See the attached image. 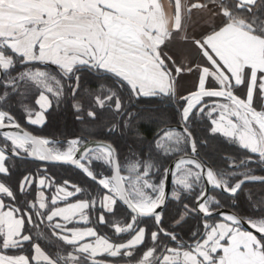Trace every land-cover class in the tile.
I'll use <instances>...</instances> for the list:
<instances>
[{"label":"snow or ice","instance_id":"snow-or-ice-1","mask_svg":"<svg viewBox=\"0 0 264 264\" xmlns=\"http://www.w3.org/2000/svg\"><path fill=\"white\" fill-rule=\"evenodd\" d=\"M172 3L174 10L169 17L158 0H0V75L7 77L20 68V75L14 79L39 89V111L26 109V122L42 127L46 123L44 113L52 106L50 97L60 101L66 89L70 96L77 97L81 75L94 73L109 85L102 87L93 100L100 114L108 111L112 116L113 122L105 125L107 132L131 134L134 125L149 118L138 114L141 105L174 99L178 78L196 72V88L183 97L185 104L179 112L182 131L162 126L154 141V155L157 159L161 153L171 156L180 151L181 145L190 147L196 155L197 144L189 127L194 114L208 117L209 135L223 137L249 155L239 163L226 161L228 168L234 169L231 172L213 171L196 160L180 159L172 169L158 170L161 179L153 184L151 157L143 163L137 160L124 170L126 175H121L112 145H87L73 139L66 150H61L56 142L34 138L27 132L5 133L4 129L22 130L11 115L0 110V139L4 142L0 148V178H10L6 161L11 156L72 165L103 190L95 199L91 193L81 197L82 189L75 185L57 187L59 199L53 196L51 206L74 196L81 199L50 208L44 193L38 190L54 186L51 179L25 175L16 192L0 182V264H264V239L254 234L264 238V197L255 202L249 197L259 217L224 215L223 222L215 224L205 220L192 233V243L183 241L174 231H165L164 212L158 211L166 210L169 177L177 186L170 199L177 203L182 194H193L202 180L213 190L237 199L245 185L264 184V174L254 175L251 168H264V0ZM210 8L219 9V26L190 41L185 23L194 11ZM174 39L190 44L199 59H190V52L183 47L168 53L167 46ZM47 66L55 71L47 70ZM210 84L214 87H208ZM6 88L15 89L16 85L9 81ZM237 90L243 95L234 94ZM7 99L5 92L0 105ZM213 99L220 102H206ZM72 108L77 121L82 120L83 109L78 104ZM86 115L99 123L96 111L89 110ZM93 161L111 168L112 178L94 174ZM34 186L35 200L28 202ZM18 196L24 201L23 207L13 206ZM193 198L195 207L183 205L184 211L177 214L172 225L174 230L189 216L210 217L220 206L219 200L205 191ZM97 207L101 212L95 216L96 226L84 230L76 227L90 225L89 209L94 212ZM118 211L127 217V223L114 219ZM148 222L153 225L148 237L151 247L137 255L146 239L142 224ZM40 224L50 232V243L60 242L54 247L61 250L53 255L46 254L27 232L29 227L37 231ZM242 224L252 232L243 230ZM100 225H111L112 235H99ZM123 236L128 237L126 242L113 238ZM162 239L165 243L161 248ZM25 250L27 255L22 254Z\"/></svg>","mask_w":264,"mask_h":264},{"label":"trees","instance_id":"trees-1","mask_svg":"<svg viewBox=\"0 0 264 264\" xmlns=\"http://www.w3.org/2000/svg\"><path fill=\"white\" fill-rule=\"evenodd\" d=\"M39 68L40 70H45L44 66H39ZM47 70L55 71L52 69V66H47ZM19 75L20 68H17L12 70L11 75L7 77L3 76L2 81L0 82V96L7 92L8 99L3 105H0V110L11 115L19 126L23 127L34 136L54 141L61 149L68 144V141L73 139H80L83 143L88 140L103 141L109 143L116 149L120 168L124 163H134L137 160L143 163L149 161V158L151 157L150 162L154 165V177L158 181L161 179V171L158 170L166 169L168 164L177 156L189 154V148L187 147L184 148L180 154L172 155L171 157H166L161 153L157 159L154 155V141L157 138V134L161 132L162 126L165 128H171L180 125L179 112L184 106V102L182 101H178L174 98L167 103L164 101H158L156 104H151L150 106L147 105L146 102V104L141 105L137 111L138 114L149 118L134 125L131 134L127 131L109 134L105 125H110L113 122L111 114L108 111H104L103 114H100V110L96 109L93 105V100L99 94L100 89L109 86L108 81L98 78L94 73H84L81 75L80 91L77 97L70 96L67 89L64 98L60 101H56L54 97H50L52 106L48 112L44 113L46 123L42 127H39L30 125L26 122V109H31L33 112H37L36 100L38 99L39 90L30 83L14 79V77ZM9 81L16 85L15 89L6 88ZM73 104H78L83 109V112L80 114L83 116V119L80 121H77L76 119L77 113L73 111ZM89 110L98 113L99 123L90 121L87 118L86 113ZM151 113H156L157 115L153 116ZM189 127L196 140L198 158L203 163L210 166L213 171H234V169L228 168L226 161L239 163L241 159L247 158L249 155L237 146L228 143L223 137L209 135L211 122L208 117L203 114H194V116L190 118ZM0 146L4 147V142L1 141V139ZM6 165L10 169V178H0V182L5 183L14 192L17 191L19 182L25 175H31L33 177L44 176L51 179L54 182V186H51L52 188L49 190V195L53 192V187H58L62 184H70L80 187L82 189L81 197L84 193H91L92 198L99 199V193L102 192L97 185L93 184V182L89 181L80 171L72 167L46 166L13 158L6 161ZM253 167L255 166L251 165V168ZM189 168L191 169V166H189ZM91 169L98 177L102 175L109 176L111 173L110 168L103 163L93 162ZM254 173L258 175L264 174L261 170ZM202 187L203 184L201 181L193 194H182L179 203L169 199L166 210H164V219L162 221L164 230L174 231L175 235L188 243L193 242L192 233L203 224L201 218L193 214L189 216L184 224L178 229L174 230L172 225L175 223L177 214L184 211V204H187L189 208H194L195 201L193 197L196 193L202 191ZM48 194L47 201L50 200ZM210 195L218 199L220 202V206L213 210L228 209L241 219L259 217L260 213L251 206L249 197H251V202H255L264 197V184L249 183L245 185L243 193L239 195L238 199L225 196L213 189L211 190ZM35 196L36 188L34 186L33 190L30 192L28 202H33ZM81 197L74 196L60 205L80 201ZM16 204L23 207L24 201L20 200L18 196L17 201L13 206H16ZM48 206L50 208L53 207L49 202ZM100 212L101 210L99 207H97L94 212L92 209H89L90 225L84 226H96L95 216L100 214ZM104 215L107 217L108 214L105 213ZM115 218H119V220H122L125 223L128 222L127 217L119 211L115 214ZM206 221L210 224L219 222L218 218L208 219ZM142 226L146 229V239L145 244L141 246V249L137 250V255H139L141 251L151 247L148 237L153 231V225L148 222L143 223ZM27 232L32 235L33 241L38 243L46 254L53 255L55 251L61 250L54 247V245H58L60 242H49L51 234L45 228L44 224H40L38 230L35 232L29 227L27 228ZM98 234L105 237L111 236V225L108 227L103 225L98 226ZM40 236H43L44 239H40ZM113 238L116 242H121L126 241L128 237L123 236ZM164 243L165 241L162 239L159 247L162 248ZM22 254L27 255L28 251L25 250Z\"/></svg>","mask_w":264,"mask_h":264},{"label":"crops","instance_id":"crops-1","mask_svg":"<svg viewBox=\"0 0 264 264\" xmlns=\"http://www.w3.org/2000/svg\"><path fill=\"white\" fill-rule=\"evenodd\" d=\"M158 2L162 6L164 13L167 16L171 17L173 14V10H174V4L172 3V0H158ZM197 2L205 3L206 0H184V3H186L187 5H190L192 3H197ZM218 10L219 9L210 8L209 11H206V12L194 11L191 14V20L185 23V28L187 29L186 35L188 36L190 41L192 39H197V38H200L202 35L207 34V32L211 31V29L213 28L214 25L217 27L219 26L220 18L216 17V11H218ZM181 47H183L186 51L190 52V54H191L190 59H192V60H198L199 59L196 56V51L191 48V45L190 44L184 45L183 41H181L179 39H174L173 41L169 42V44L167 46V52L168 53H174L178 48H181ZM200 62L203 63L202 60ZM192 67H195V64H193ZM196 83H197L196 72H192L190 75L186 74V75L180 76L178 78L176 86H175L176 87L175 99L178 101H182L185 104L183 97L192 94V92L196 88ZM208 87L212 88V87H214V85L210 84ZM234 94H237L238 96H242L243 92H242V90H237V92ZM206 102L214 104V103H218L220 101L213 99V100H208ZM257 107H259V106H257ZM39 177L45 178L44 176H39ZM58 187H61V186H58ZM50 188H51V186L46 188V189H39L38 190V191H41L44 193L45 197L47 198L45 201L47 204H48V202L50 203V200L47 201L48 200L47 194L49 193ZM36 193H37V189H36ZM53 196H57V198H59L56 191L50 193V195H49L50 199ZM64 202L65 201H63L62 203H64ZM76 202H79V201H76ZM72 203H74V202H72ZM68 204H71V203H66L63 205H58V206H53V207H64V206H67ZM58 222L62 223V221H58ZM221 222H223V221H219L216 223H221ZM69 227H73V226L70 225ZM76 227H79L81 230H84L87 228V226H84V225L83 226L79 225ZM258 239H260V238H258Z\"/></svg>","mask_w":264,"mask_h":264},{"label":"water","instance_id":"water-1","mask_svg":"<svg viewBox=\"0 0 264 264\" xmlns=\"http://www.w3.org/2000/svg\"><path fill=\"white\" fill-rule=\"evenodd\" d=\"M3 78V75H0V82ZM9 115V114H8ZM14 119V118H13ZM15 121V119H14ZM16 123V122H15ZM17 124V123H16ZM20 129L22 131H18L16 129H4L3 132L5 133H8V132H11L12 134H17V135H22L23 132H27L29 135L33 136L34 138H37V139H43V138H40V137H36L34 136L33 134H31L29 131H27L26 129H24L23 127L19 126ZM172 129L174 130H177V131H182V129L179 127V126H174V127H171ZM98 143H104V144H109V143H106V142H103V141H99V140H88L86 141L84 144H87V145H95V144H98ZM0 148H3V146H0ZM189 150H190V153L187 154V155H180V156H177L176 158H174L169 164L168 166L166 167V169H172L174 167V165L179 162L180 159H193V160H196L198 163H201V164H204L206 167L208 168H211L210 166H208L207 164L203 163L199 158H198V150L196 152V155H193L192 152H191V148L189 147ZM10 155V153H9ZM10 158H13V159H20V160H25V161H30V162H34V163H38V164H42V165H46V166H67V167H72L74 168L72 165H63V164H53V163H47V162H43V161H35V160H32V159H22V158H19V157H11ZM116 158H117V161H118V157H117V153H116ZM119 164V162H118ZM120 166V165H119ZM212 169V168H211ZM213 170V169H212ZM114 175L113 173V170L111 169V177L110 179L112 178V176ZM122 175V174H121ZM203 191L207 192L208 194H210L212 188L208 187L207 186V183L206 181H203ZM172 186H173V178L172 177H169L168 178V181L166 183V186H165V192H166V196L169 197L170 199V195H171V192H172ZM219 193H221L219 190H217ZM225 196H228L226 193H221ZM169 199L166 201V206L168 204V201ZM194 207H195V204H194ZM158 211H163L164 212V209H161V210H158ZM224 215H233V216H236L238 218H240L239 216H237L235 213L231 212L230 210H227V209H216V210H213V215L210 216V217H203L202 214L199 216L201 218V220L204 221L207 220V219H213V218H222ZM242 229L247 231V232H252V229H249L247 227V224H242L241 225ZM257 238H260L262 239V237L259 236V233H254Z\"/></svg>","mask_w":264,"mask_h":264},{"label":"rangeland","instance_id":"rangeland-1","mask_svg":"<svg viewBox=\"0 0 264 264\" xmlns=\"http://www.w3.org/2000/svg\"><path fill=\"white\" fill-rule=\"evenodd\" d=\"M39 90V89H38ZM29 110H31V109H29ZM32 111V110H31ZM39 111V108H38V106H37V112ZM34 118V117H33ZM1 141H2V139H1ZM85 143V142H84ZM83 142H82V144H84ZM10 146V145H9ZM57 147H59V146H57ZM66 148H67V145L64 147V148H62L61 150H66ZM185 148V146L184 145H181L180 146V151L179 152H177V153H174L173 155H176V154H180L182 151H183V149ZM189 148V147H188ZM189 152H190V150H189ZM23 155V154H22ZM164 155V154H163ZM166 156V155H165ZM172 156V155H171ZM171 156H166V157H171ZM93 162H95V161H93ZM93 162H91V166H92V163ZM97 163H100V162H97ZM132 163H124V164H122L121 165V169H122V171H121V174L122 175H126L127 173H126V171H124L125 169H127L130 165H131ZM76 169V168H75ZM78 170V169H77ZM110 170H111V168H110ZM79 171V170H78ZM101 178H108V179H110V177H111V173H110V175L108 176H104V175H102V176H100ZM150 179H151V182L153 183V184H158L159 183V181L154 177V170L152 171V173H151V176H150ZM202 184H203V182H202ZM67 185H70V184H67ZM66 186V184H62L61 185V187H65ZM56 187L57 186H55V187H53V192H55L56 191ZM52 188V187H51ZM66 190L67 191H72V189H68V188H66ZM101 191H103L102 189H101ZM174 191H177V186L175 185V183H174V179H173V186H172V192H171V195H172V193L174 192ZM202 191H203V187H202ZM60 195H62V194H60ZM171 195H170V197H171ZM59 199V198H58ZM114 219H116L115 217H114ZM116 220H119V218L118 219H116ZM218 220L219 221H223L222 220V218H218Z\"/></svg>","mask_w":264,"mask_h":264},{"label":"flooded vegetation","instance_id":"flooded-vegetation-1","mask_svg":"<svg viewBox=\"0 0 264 264\" xmlns=\"http://www.w3.org/2000/svg\"><path fill=\"white\" fill-rule=\"evenodd\" d=\"M4 76V75H3ZM2 81V80H1ZM190 153V152H189ZM185 155H187V154H185ZM255 167H253L252 168V170H253V174L254 175H258V174H256V173H254V172H258V170H261V171H263V173H264V168H261V167H258V166H256V165H254ZM204 187V186H203ZM210 195V194H209ZM228 210V209H227ZM232 212V211H231ZM208 220V219H207Z\"/></svg>","mask_w":264,"mask_h":264}]
</instances>
